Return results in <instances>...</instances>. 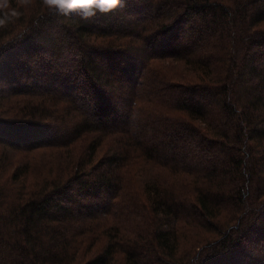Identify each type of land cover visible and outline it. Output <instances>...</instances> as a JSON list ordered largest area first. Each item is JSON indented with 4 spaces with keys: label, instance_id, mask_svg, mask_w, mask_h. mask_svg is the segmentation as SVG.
Here are the masks:
<instances>
[{
    "label": "trees",
    "instance_id": "1",
    "mask_svg": "<svg viewBox=\"0 0 264 264\" xmlns=\"http://www.w3.org/2000/svg\"><path fill=\"white\" fill-rule=\"evenodd\" d=\"M30 1L0 9V264H264V0Z\"/></svg>",
    "mask_w": 264,
    "mask_h": 264
},
{
    "label": "clouds",
    "instance_id": "2",
    "mask_svg": "<svg viewBox=\"0 0 264 264\" xmlns=\"http://www.w3.org/2000/svg\"><path fill=\"white\" fill-rule=\"evenodd\" d=\"M28 0H17V3L24 5ZM8 0H0V9L6 6ZM44 5H46L55 14L59 15H71L72 13H77L82 15L84 19H88L97 12L108 13L122 7L121 0H43ZM11 15H18L17 12L13 11ZM8 17L6 15L0 16V27L7 23Z\"/></svg>",
    "mask_w": 264,
    "mask_h": 264
},
{
    "label": "rangeland",
    "instance_id": "3",
    "mask_svg": "<svg viewBox=\"0 0 264 264\" xmlns=\"http://www.w3.org/2000/svg\"><path fill=\"white\" fill-rule=\"evenodd\" d=\"M10 3V2H9ZM31 3V1L30 0H28V2L26 3V4H24L23 6H26L27 4H30ZM19 5V4H18Z\"/></svg>",
    "mask_w": 264,
    "mask_h": 264
}]
</instances>
